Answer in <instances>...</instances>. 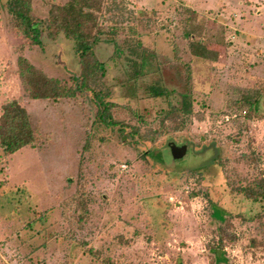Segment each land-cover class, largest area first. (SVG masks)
Masks as SVG:
<instances>
[{
  "label": "rangeland",
  "instance_id": "rangeland-1",
  "mask_svg": "<svg viewBox=\"0 0 264 264\" xmlns=\"http://www.w3.org/2000/svg\"><path fill=\"white\" fill-rule=\"evenodd\" d=\"M65 1L33 0L35 19ZM104 2V75L86 94L41 99L19 55L72 84L74 42L31 45L0 0V116L19 98L47 134L0 147V264H264V200L239 190L264 178V0ZM156 80L169 95L149 96ZM95 89L128 134L99 119ZM183 94L192 112L170 115Z\"/></svg>",
  "mask_w": 264,
  "mask_h": 264
},
{
  "label": "trees",
  "instance_id": "trees-1",
  "mask_svg": "<svg viewBox=\"0 0 264 264\" xmlns=\"http://www.w3.org/2000/svg\"><path fill=\"white\" fill-rule=\"evenodd\" d=\"M104 0H66L64 3L52 4L48 16L35 19L33 15V0H6V8L12 17V25L16 32L22 34L31 45L40 46L43 43V33L50 39H56L63 34L74 42V50L78 54L81 73L74 76V83L69 84L62 79L46 74L34 65L26 56L19 55L17 59L18 73L22 84L31 98L51 99L74 97L93 90L92 82L96 83L105 73V66L98 59L95 47L101 40L104 27L100 21L104 10ZM206 47L201 56H207ZM215 55V53H214ZM149 96L162 97L170 94L159 80L147 87ZM181 104L172 105L170 115L189 114L192 112L191 96L183 94ZM257 97L246 96L243 102L251 108ZM93 99L98 107V117L108 126L122 129L123 123L115 120L111 113V103L104 99L102 92L93 91ZM240 104V102H239ZM256 105V104H255ZM130 134L135 137L134 129ZM47 134L43 133L32 120L27 108L19 98H10L2 104L0 116V147L8 156L25 146H37ZM251 200H264V178H260L248 186L239 189ZM217 208V207H216ZM217 208L216 214L224 220ZM224 212V210H222ZM221 211V212H222ZM221 231L223 230L221 226ZM222 258L221 254H217Z\"/></svg>",
  "mask_w": 264,
  "mask_h": 264
},
{
  "label": "water",
  "instance_id": "water-1",
  "mask_svg": "<svg viewBox=\"0 0 264 264\" xmlns=\"http://www.w3.org/2000/svg\"><path fill=\"white\" fill-rule=\"evenodd\" d=\"M169 146L171 147L174 156L176 157L183 156L185 150L183 151L182 149H180L175 142H170Z\"/></svg>",
  "mask_w": 264,
  "mask_h": 264
},
{
  "label": "built area",
  "instance_id": "built-area-1",
  "mask_svg": "<svg viewBox=\"0 0 264 264\" xmlns=\"http://www.w3.org/2000/svg\"><path fill=\"white\" fill-rule=\"evenodd\" d=\"M125 167H126V165H125Z\"/></svg>",
  "mask_w": 264,
  "mask_h": 264
}]
</instances>
